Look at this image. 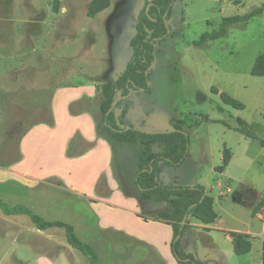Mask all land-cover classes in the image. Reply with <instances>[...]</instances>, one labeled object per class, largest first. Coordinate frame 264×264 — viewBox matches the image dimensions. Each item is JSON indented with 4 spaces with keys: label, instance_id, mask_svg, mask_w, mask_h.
Instances as JSON below:
<instances>
[{
    "label": "crops",
    "instance_id": "obj_1",
    "mask_svg": "<svg viewBox=\"0 0 264 264\" xmlns=\"http://www.w3.org/2000/svg\"><path fill=\"white\" fill-rule=\"evenodd\" d=\"M20 20L10 24L14 33L9 40L0 42V199L23 204L47 221H55L58 211L65 209L67 218L63 221L94 249L97 264H179L171 252L172 226L156 217L167 206L138 201L131 195L132 188L127 189L112 175L113 146L96 127L101 84L124 69L114 66L119 60L109 57L112 64L96 73L78 68L75 50L62 55L55 49L59 29L53 36L54 27L46 26L45 20L30 26ZM6 24L0 17V33ZM138 91L143 90H132L114 108L117 123L145 131L174 127L173 122L162 118L157 122L149 120L135 102L130 107L124 105V100ZM220 92L224 91L218 89ZM259 97L258 105L264 104V85L259 89ZM260 125L264 131V118ZM229 151L228 165L218 173L225 174L234 162L249 167L243 150ZM256 161L254 158L253 162ZM160 167L163 183L183 185L166 172L165 165L161 163ZM52 192L83 197L86 206L69 210L52 198ZM230 192L229 186L215 194L211 189L216 213L213 222L206 224L186 215L181 222L185 226L180 236L181 247L208 264H228L231 260L234 264H262L264 217L261 219L260 210L264 198L258 199L253 190L242 187L231 200L248 208L250 217L243 222L244 228L226 226L216 207H223ZM52 228H35L47 238V246L22 245L19 264H88L66 240H58ZM219 232L223 239L215 236ZM231 233L247 235L250 251L236 254Z\"/></svg>",
    "mask_w": 264,
    "mask_h": 264
},
{
    "label": "rangeland",
    "instance_id": "obj_2",
    "mask_svg": "<svg viewBox=\"0 0 264 264\" xmlns=\"http://www.w3.org/2000/svg\"><path fill=\"white\" fill-rule=\"evenodd\" d=\"M91 1L0 0V17L7 23L3 26V33H0V42L9 40L14 33L10 24L16 19L29 26L38 20H45L46 26L54 27L51 31L53 36L59 29L55 49L62 55L75 50L78 68L91 73L99 72L112 64L109 57L119 60L114 62L116 68H124L122 62L127 64L132 54L129 42L134 35L136 16L146 8L145 2L109 0L106 9L89 17L87 10ZM258 7H263L261 13L250 18L245 26H232L226 37L200 46L192 45L200 34L216 29L223 17L242 15ZM165 20L168 32L161 42H154L156 57L149 66L150 90L131 95L124 100V105L130 107L135 102L149 120L157 122L162 118L173 122V126L183 128L188 136L187 155L180 166L165 167L166 172L177 178L182 186H191L196 182L207 190L212 189L214 194L229 186L231 192L225 204L222 208L216 207V210L226 226L244 228L243 222L250 217L249 210L232 202L231 197L242 187H248L258 199L264 198V146L254 138H250L252 141L245 140L246 136L236 131L235 127L238 117L255 124H260L264 118V104L257 103L261 98L259 89L264 85V77L253 76L249 70L255 57L264 52V0H172L169 17ZM77 78L80 79L79 76ZM211 87L243 102L244 109L223 104L218 94L211 92ZM199 93L205 95V101H197ZM95 121L99 133L104 136L100 130L99 110ZM255 132L264 138L262 128L255 129ZM121 146L112 147V175L120 179L127 189L132 188L131 195L135 196L131 173L136 168V146ZM224 147L233 151L243 150L249 167H244L245 163L240 166L234 162L225 174L216 172L214 168L220 165ZM254 158L256 162H253ZM73 196L52 192V198L69 210L74 206H86L83 197ZM30 213H33L32 210L23 204H9L0 199V264H19L22 245L34 248L47 246V238L35 231ZM261 215L262 219L264 212ZM234 216L239 220L236 221ZM55 218V221L64 222L63 218H67L65 209L58 211ZM52 227L53 235L65 241L64 227ZM215 236L223 239L222 232L215 233ZM228 264H234L233 260Z\"/></svg>",
    "mask_w": 264,
    "mask_h": 264
},
{
    "label": "trees",
    "instance_id": "obj_3",
    "mask_svg": "<svg viewBox=\"0 0 264 264\" xmlns=\"http://www.w3.org/2000/svg\"><path fill=\"white\" fill-rule=\"evenodd\" d=\"M145 6L149 5L148 11L143 8L136 16L134 35L129 45L132 51L131 58L124 69L114 78L106 79L100 87V102L98 110L101 116L100 130L104 133L106 140L112 146L134 145L136 146V168L131 173V184L135 189L134 196L140 202L164 203L166 211L156 214L172 226L173 238L171 241V252L179 264H208L199 261L191 253L185 252L180 244V236L185 228L181 222L186 214H191L203 223H211L216 218L212 208L213 197L211 190H206L202 185L192 184L182 186L167 184L162 181L160 164L166 167L176 168L180 166L188 152V136L179 125H174L172 132H147L138 128H125L117 123L114 109L108 114L112 102L118 95H126L129 90L149 91V72L145 71L155 59V43L161 42L167 34L168 28L164 21L170 14L172 0H143ZM109 0H92L89 4L87 14L93 17L98 12L106 9ZM263 7L250 10L242 15L223 17L218 27L210 32H203L199 38L192 41L193 46H200L208 41L226 37L230 27L236 24L244 25L250 18L261 13ZM253 76L264 77V52L258 54L250 70ZM100 81L101 78L94 77ZM213 94H219L223 104L235 109H244V104L231 97L226 92L218 93L215 87H211ZM197 101H205V95L199 93ZM120 101L116 104L119 105ZM222 110V107H219ZM235 130L242 135L254 138L264 146V138L256 134L255 129H261L260 124L248 123L242 118H237ZM230 151L224 147L222 151L221 164L216 166V172H222L230 160ZM255 210L252 211V214ZM31 221L37 229L45 230L52 226L64 227L67 244L80 252L88 264H97L98 256L94 249L82 241L74 232L73 227L62 221H46L33 213L29 214ZM233 248L236 254H244L250 251L251 242L247 235L231 233ZM262 264H264V241L262 245Z\"/></svg>",
    "mask_w": 264,
    "mask_h": 264
},
{
    "label": "water",
    "instance_id": "obj_4",
    "mask_svg": "<svg viewBox=\"0 0 264 264\" xmlns=\"http://www.w3.org/2000/svg\"><path fill=\"white\" fill-rule=\"evenodd\" d=\"M148 7H149V5H147L146 6V12L148 11ZM164 24H165V26L167 27V23H166V20L164 21ZM150 67H148V69H149ZM148 69L145 71V73L147 74L148 73ZM132 92V90L130 89L129 90V92H128V94H130ZM128 94L127 95H118L115 99H114V101L112 102V104H111V106H110V108L108 109V111H107V113L106 114H108L110 111H112L115 107H116V104L118 103V101H120L121 99H123V98H125L126 96H128ZM175 129L172 127V128H162V129H160V130H156V131H147V132H172V131H174ZM145 131V130H144ZM187 215V214H186ZM186 215L183 217V221L182 222H184V220H185V218H186ZM183 224V223H182ZM182 227V226H181Z\"/></svg>",
    "mask_w": 264,
    "mask_h": 264
},
{
    "label": "built area",
    "instance_id": "obj_5",
    "mask_svg": "<svg viewBox=\"0 0 264 264\" xmlns=\"http://www.w3.org/2000/svg\"><path fill=\"white\" fill-rule=\"evenodd\" d=\"M260 211H261V213L264 212V204H263V206H262Z\"/></svg>",
    "mask_w": 264,
    "mask_h": 264
},
{
    "label": "flooded vegetation",
    "instance_id": "obj_6",
    "mask_svg": "<svg viewBox=\"0 0 264 264\" xmlns=\"http://www.w3.org/2000/svg\"><path fill=\"white\" fill-rule=\"evenodd\" d=\"M167 32H168V30H167ZM149 70V69H148ZM127 95V94H126ZM129 95V94H128Z\"/></svg>",
    "mask_w": 264,
    "mask_h": 264
}]
</instances>
